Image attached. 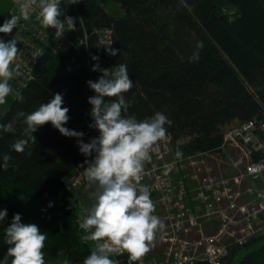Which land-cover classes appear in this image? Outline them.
<instances>
[{
  "label": "trees",
  "instance_id": "obj_1",
  "mask_svg": "<svg viewBox=\"0 0 264 264\" xmlns=\"http://www.w3.org/2000/svg\"><path fill=\"white\" fill-rule=\"evenodd\" d=\"M111 1L118 9H107ZM60 4L78 13L87 43L78 52L45 53L33 69L32 81L25 88H13L7 103L0 105V124L11 122L19 111L36 110L55 93L63 95V107L69 109L64 127L76 131L92 124L88 98L96 93L87 81L102 75L92 71L96 63L101 69L127 65L133 80V88L125 94L131 102L127 114L137 120L157 112L166 115L173 151L175 155L181 151L183 158L218 147L225 132L264 114V0H78L75 4L60 0ZM100 28L113 29L110 46L100 40L96 32ZM106 47L121 51L111 56ZM94 55L98 61L91 58ZM16 92L23 95L22 102L15 99ZM22 119L14 133L0 130V164L3 155L12 157L7 170L0 167V210H7L0 221V256H6L9 247L5 228L19 213L22 223L36 224L47 236L46 264H83L94 243L82 239L77 198L65 181L95 154L84 156L77 138L62 135L51 123L33 133L36 143L29 141L24 152L17 153L12 145L25 138ZM262 239L249 243L237 264H264ZM235 257L222 264H233ZM112 258L127 264V253Z\"/></svg>",
  "mask_w": 264,
  "mask_h": 264
},
{
  "label": "clouds",
  "instance_id": "obj_2",
  "mask_svg": "<svg viewBox=\"0 0 264 264\" xmlns=\"http://www.w3.org/2000/svg\"><path fill=\"white\" fill-rule=\"evenodd\" d=\"M77 2L71 0V4ZM16 4L19 14H12L11 19L5 20L0 26V33L11 34L21 20L28 21L32 13L37 11V18L43 28L56 29L55 38L64 35L65 23L69 29L74 28L72 17L60 19V0H16ZM17 44L16 39L7 42L0 39V105L6 104L7 98L13 94L10 81L19 74L17 60L20 49ZM198 47L202 48L203 43ZM105 51L116 56L121 50L106 47ZM91 58L99 60L95 55ZM197 58L198 54L192 60ZM98 70L102 75L95 82L87 81L88 87L96 93L88 98V103L92 106L90 115L93 118L89 127L99 131L97 138L84 143L83 132L64 127L69 121V109L63 107L64 98L60 93H55L52 99L30 113L17 112L11 122L0 124V130L14 133L17 120L23 118L25 138L18 139L12 145L15 152L22 153L29 141L36 143L33 133L51 123L62 135L77 138L79 150L84 156L95 154L91 162L85 160L87 167L83 170L85 180L95 188L91 194L93 203L82 209L84 214L77 221L85 233L82 239L94 243L93 250L84 258L83 264H121L119 259L112 256L124 253H127V264H142L144 256L153 246L156 233L164 228V224L154 215L155 204L150 189L141 181L145 165L152 159L151 153L160 142L167 140L165 125H170L171 121L160 112L143 120L127 114L131 102L126 100L125 94L133 88V80L126 64L101 69L96 63L92 71ZM15 99L22 102L24 97L16 92ZM182 155L177 150L176 157ZM11 159L10 155H3L0 167L7 170ZM48 206L52 207L51 202ZM6 216L7 210H0V221ZM46 240L47 236L36 224L22 223L21 215L14 214L11 224L5 228L4 242L9 247L0 264H9V257L10 264H46Z\"/></svg>",
  "mask_w": 264,
  "mask_h": 264
},
{
  "label": "built area",
  "instance_id": "obj_3",
  "mask_svg": "<svg viewBox=\"0 0 264 264\" xmlns=\"http://www.w3.org/2000/svg\"><path fill=\"white\" fill-rule=\"evenodd\" d=\"M60 7V19L72 17L74 23L72 29L65 23L61 38H55L56 29L42 27L38 11L28 21L21 20L11 34L0 33L6 42L16 39L20 49L19 74L10 81L12 88H25L32 81L33 69L45 53L78 52L86 45L88 33L78 13ZM7 9L0 26L19 14L16 0ZM96 32L103 43H112V28ZM223 136L218 147L177 158L167 133V140L151 153L141 183L149 187L154 215L164 224L153 242L160 241L165 250L161 258L144 257L142 264H222L264 238V114ZM83 179L78 168L65 187L75 191ZM78 205L80 216L83 208L90 207L86 199Z\"/></svg>",
  "mask_w": 264,
  "mask_h": 264
},
{
  "label": "rangeland",
  "instance_id": "obj_4",
  "mask_svg": "<svg viewBox=\"0 0 264 264\" xmlns=\"http://www.w3.org/2000/svg\"><path fill=\"white\" fill-rule=\"evenodd\" d=\"M10 4V0H0V20H2L6 14H7V8L9 7ZM118 5H116L115 2H110L107 6V9H109L110 11L113 9H118ZM229 15L234 14V12L232 11H228L227 12ZM90 124H85L82 127L77 129V132H83L84 136L82 137L83 142L84 143H88L91 141V139L93 138H97L99 136V131L95 128H90L89 127ZM94 159V157H93ZM91 159L90 162L93 160ZM87 165L83 168H79L81 170V172L83 173L84 168H86ZM68 180V178L66 179V181ZM86 188V189H85ZM95 188L94 186H90L87 181L85 180V178L82 181V184L78 186V188L75 189L74 194L75 197L77 198L75 201V204H77L78 208L80 209L78 204H81L82 199H86L88 204L91 206V204L93 203V201L91 200V198L89 197V195L87 193H89L90 195L92 194V192H94ZM74 201V200H73ZM80 212V211H79ZM80 217V214L79 216ZM264 239H262L263 241ZM165 250L164 245L160 242V241H156L153 242V246L151 247V250L144 256L145 258H150V257H158L161 258L163 255V252ZM245 251H248V249H244L243 253ZM241 256V254H238L237 257H235L233 264H237L238 263V257ZM5 256H0V260H3ZM11 262V258L9 257V264Z\"/></svg>",
  "mask_w": 264,
  "mask_h": 264
},
{
  "label": "crops",
  "instance_id": "obj_5",
  "mask_svg": "<svg viewBox=\"0 0 264 264\" xmlns=\"http://www.w3.org/2000/svg\"><path fill=\"white\" fill-rule=\"evenodd\" d=\"M10 4H11V0H10ZM10 4H9V7H10ZM9 7H8V8H9ZM7 11H8V9H7ZM76 131H77V130H76ZM92 159H93V158H92ZM86 165H87V164H86ZM86 165H85V166H86ZM85 166H83V167H85ZM83 167H82V168H83ZM85 189H86V188H85ZM87 194H88L89 197L91 198V195H90L89 193H87ZM91 200H92V198H91ZM92 201H93V200H92Z\"/></svg>",
  "mask_w": 264,
  "mask_h": 264
}]
</instances>
